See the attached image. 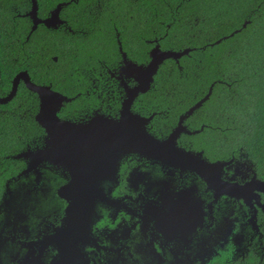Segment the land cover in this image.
I'll use <instances>...</instances> for the list:
<instances>
[{"label":"trees","instance_id":"16d2710c","mask_svg":"<svg viewBox=\"0 0 264 264\" xmlns=\"http://www.w3.org/2000/svg\"><path fill=\"white\" fill-rule=\"evenodd\" d=\"M63 2L66 24L58 29L40 24L27 39L32 0H0V96L10 93L19 71L28 70L36 83H53L74 97L62 117L80 120L96 109L115 116L120 91L114 88L116 98L108 101L111 94L103 86L113 81L109 69L123 59L120 43L140 64L150 61L152 40L165 50L191 48L179 63L171 58L161 64L134 110L145 116L159 113L152 124L166 127L161 111L168 109L172 123L177 122L214 84L187 120L196 128L208 125L195 138L210 156L246 153L264 170V0H38L40 16ZM39 109L37 93L24 82L11 101L0 103V204L8 179L26 166L15 156L40 143L45 132L36 119Z\"/></svg>","mask_w":264,"mask_h":264},{"label":"flooded vegetation","instance_id":"af4514ba","mask_svg":"<svg viewBox=\"0 0 264 264\" xmlns=\"http://www.w3.org/2000/svg\"><path fill=\"white\" fill-rule=\"evenodd\" d=\"M52 12L41 17L38 10V17L47 19ZM60 17L62 23L48 29L66 24L61 12ZM40 24L34 30L32 24L27 39ZM154 42L159 43L157 39ZM54 60L58 61L57 56ZM124 65L122 59L109 69L113 81L103 86L106 92L110 91L108 101L116 98L114 88L117 94L120 91L122 104L117 115L96 109L91 117L80 120L62 117L64 102L59 116L74 121L89 120L98 112L119 117L126 98L122 79L130 87L138 84L133 77L123 75ZM37 84L62 92L53 83ZM136 99L132 105L134 112H137L133 108ZM161 112L166 117L162 120L168 121L166 127L159 122L152 124L159 113L152 114L147 127L157 138L166 139L179 126L183 113L175 124L168 109L167 113ZM192 115L183 121L188 132L184 130L177 137L180 148L201 152L209 163L223 162L224 165L214 169L220 183L246 186L253 180L264 179V170L257 169L258 164L246 153L230 158L210 156L211 152L195 138L208 125L201 123L199 128L194 127L187 122ZM44 131L38 139L40 143L29 144L23 151L43 147L47 138L45 128ZM243 157L246 159L242 161ZM22 159L26 166L8 179L0 204V264H58L63 253L52 237L58 234L67 216L69 202L60 196L59 189L70 175L46 162L39 166V174L32 170L19 176L28 168V160ZM102 188L103 196L91 214L90 231L79 242L78 257L66 264H242V258L252 252L264 254V192L246 199L241 193L226 192L221 186L207 182L196 171L138 154L124 155L117 177L103 181Z\"/></svg>","mask_w":264,"mask_h":264},{"label":"water","instance_id":"95a60500","mask_svg":"<svg viewBox=\"0 0 264 264\" xmlns=\"http://www.w3.org/2000/svg\"><path fill=\"white\" fill-rule=\"evenodd\" d=\"M66 4L65 2L58 4L51 17L41 19L38 17V0H32V9L28 13L33 20L32 29H36L40 23H44L47 27H57L62 23L60 12ZM246 25L247 23L244 24ZM236 32L238 30L230 36ZM227 37L229 36L224 38ZM221 41L222 39L216 43ZM190 51L191 48L180 51L165 50L158 43L150 50L149 63L140 64L129 59L120 43V52L125 63L122 73L136 79L138 84L130 87L125 79H122L126 98L119 117L98 112L86 121L62 119L58 113L64 102L72 99L53 90L49 85L35 83L27 71H21L16 76L8 95L0 96V103L5 104L11 101L18 92L20 82L24 81L40 99V109L36 119L46 129V144L15 156V158L28 160V168L19 176L32 170L39 174V166L46 162L54 164L70 175L69 181L59 189L60 196L69 202L67 216L63 227L57 235L52 237L55 238L56 244L63 253L58 264H66L78 257L79 242L88 235L92 222L91 214L95 211L96 202L104 193L102 182L117 177L120 161L124 155L138 154L148 159L196 171L207 182L221 186L226 192H237L238 195L240 193L244 195L247 192L255 193L256 190L264 192V180H253L246 186L227 181L220 183L214 174V169L216 166L224 165L223 162L209 163L202 158L201 152L188 151L177 144V137L182 131L187 130L183 124L184 119L203 105L210 97L214 85L205 97L181 116L179 126L166 139L157 138L148 130V123L153 116L147 117L132 110L136 97L151 88L161 64L171 58L179 62L180 58ZM1 76L0 68V81Z\"/></svg>","mask_w":264,"mask_h":264},{"label":"clouds","instance_id":"9594fccd","mask_svg":"<svg viewBox=\"0 0 264 264\" xmlns=\"http://www.w3.org/2000/svg\"><path fill=\"white\" fill-rule=\"evenodd\" d=\"M247 23V22H246ZM152 43H154V45H153V47L154 46H156L155 45V42L153 41ZM161 46V45H160ZM152 47V48H153ZM151 48V49H152ZM161 48H162V46H161ZM141 94V93H140ZM186 113V112H185ZM151 116H153V115H151ZM147 117H150V116H147ZM149 130V129H148ZM150 131V130H149ZM152 133V132H151ZM153 134V133H152ZM260 180H264L263 178L261 179V178H259V180L258 181H260ZM258 193V191L256 190V192L255 193H253V192H247V193H245L243 196H245L246 197V199H248V198H254V196L256 195ZM242 264H264V254L263 255H261V254H257V253H254V252H252V253H250L249 255H247L246 257H244V258H242Z\"/></svg>","mask_w":264,"mask_h":264},{"label":"rangeland","instance_id":"374dc122","mask_svg":"<svg viewBox=\"0 0 264 264\" xmlns=\"http://www.w3.org/2000/svg\"><path fill=\"white\" fill-rule=\"evenodd\" d=\"M244 159H246V157H243V158H242V161H243Z\"/></svg>","mask_w":264,"mask_h":264}]
</instances>
